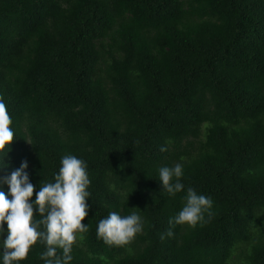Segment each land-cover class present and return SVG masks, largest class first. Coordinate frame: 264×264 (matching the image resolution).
Segmentation results:
<instances>
[{
	"label": "trees",
	"instance_id": "1",
	"mask_svg": "<svg viewBox=\"0 0 264 264\" xmlns=\"http://www.w3.org/2000/svg\"><path fill=\"white\" fill-rule=\"evenodd\" d=\"M0 97L15 138L0 178L27 161L35 200L64 155L87 164L70 264H264V0H0ZM176 164L170 197L159 169ZM189 187L214 215L162 240ZM112 211L144 221L128 246L97 237Z\"/></svg>",
	"mask_w": 264,
	"mask_h": 264
},
{
	"label": "clouds",
	"instance_id": "2",
	"mask_svg": "<svg viewBox=\"0 0 264 264\" xmlns=\"http://www.w3.org/2000/svg\"><path fill=\"white\" fill-rule=\"evenodd\" d=\"M11 124L6 104L0 97V168L6 166L8 151L15 139ZM161 151H167V148L161 147ZM27 167V161H24L10 176L0 178L8 185L7 194L0 190V249L3 264H18L27 259L30 249L37 242L46 246V251L41 253L44 264H70L73 247L89 231L87 224L82 223L88 215L87 198L91 195L87 190L91 184L87 164L75 155H64L54 182L40 185L39 191L35 192V200L31 199L35 185L30 182L25 171ZM183 175L181 164L161 167L159 180L163 191L170 197L183 191ZM184 199L182 209L169 220V230L161 234L162 240L165 235H173L172 228L175 225L196 228L209 222L214 215L210 197L198 194L189 187ZM37 214L40 219L36 218ZM5 223L7 236L2 238ZM143 227L144 221L138 213L121 216L112 211L99 221L97 237L110 247H125L135 240Z\"/></svg>",
	"mask_w": 264,
	"mask_h": 264
}]
</instances>
